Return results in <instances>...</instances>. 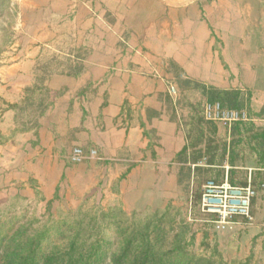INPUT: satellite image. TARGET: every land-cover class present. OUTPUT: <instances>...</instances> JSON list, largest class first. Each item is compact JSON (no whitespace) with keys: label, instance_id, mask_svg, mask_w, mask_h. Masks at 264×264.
Listing matches in <instances>:
<instances>
[{"label":"rangeland","instance_id":"rangeland-1","mask_svg":"<svg viewBox=\"0 0 264 264\" xmlns=\"http://www.w3.org/2000/svg\"><path fill=\"white\" fill-rule=\"evenodd\" d=\"M189 1L192 0H171L170 3ZM50 4L51 0H0V131L7 137L0 143V215L16 216L13 225L19 237L11 253H0V261H8L25 251L28 245L21 232L29 230L27 235H34L44 230L43 262L46 257L63 253L78 235L75 240L83 249L94 247V250L95 244H99L96 264H111L125 242L122 229L134 220L167 211L161 226L165 248L184 237L197 254L210 256L216 250L228 264L246 260L249 264H264V188L256 197L252 222L243 220L217 230L210 216L200 210L199 195L205 184L213 177L221 178L224 170L210 167L208 161L221 162L220 153L224 143L230 144L235 125L228 128L205 119L206 98L195 88V80L185 78L182 69L171 60L152 59L170 71L169 76L164 77L163 87L169 90L174 87L176 93L167 92L166 104L189 147L188 154L174 158L177 180L172 188L167 185L157 188L142 204L139 192L143 188L134 192L128 188L125 191L127 203H124L122 198L116 197L120 193V180L107 186L104 179L100 181L99 174L89 171L90 161L100 160L99 152L96 157L86 159L90 160L88 165H80L69 162L76 145L68 135L56 141L55 149L39 145L37 136L41 122L46 114L45 121H50L53 114L48 110L60 92L52 87H66V83L73 81L77 73L84 70L89 52L85 46L74 42L75 32L80 34L76 30L78 23L71 20L73 13L60 10L59 6L64 3L58 2L56 8ZM116 15L107 12L105 18L113 22ZM131 31L126 29V35L132 37ZM28 55H37V59L36 68L26 78L17 75L11 66ZM6 93L21 99L11 104ZM8 110L12 113L9 119L5 116ZM24 132L32 134L23 136ZM83 148L86 152L93 149ZM237 151L235 178L240 181L249 175L247 168L254 166V160L246 142L243 141ZM58 179L60 183L55 190L54 182ZM54 190L53 195H47ZM112 209L121 213L117 215L118 226L104 216Z\"/></svg>","mask_w":264,"mask_h":264},{"label":"crops","instance_id":"crops-1","mask_svg":"<svg viewBox=\"0 0 264 264\" xmlns=\"http://www.w3.org/2000/svg\"><path fill=\"white\" fill-rule=\"evenodd\" d=\"M170 1L51 0L50 4L56 8L58 2L64 3L60 10L73 13L71 20L78 23L80 34L75 32L74 42L89 52L81 74L65 82L66 87H52L60 92L48 110L53 114L50 121H45L46 114L41 122L38 143L55 149L56 141L68 135L76 146L96 148L100 160L80 165L90 161L89 171L99 174L107 186L120 180L116 197L124 203L128 188L132 192L143 188L141 204L157 188H172L177 180L174 158L187 145L166 104L167 92L171 93L163 87L164 77L170 71L152 59L171 60L189 80L250 91L257 114L253 122L264 129V113L260 114L264 109V0ZM107 12L117 14L113 22L105 18ZM126 29L133 30L132 37ZM35 56L28 55L11 69L30 77ZM5 96L11 104L21 99L12 93ZM9 114L8 110V119ZM54 183L56 190L59 179Z\"/></svg>","mask_w":264,"mask_h":264},{"label":"trees","instance_id":"trees-1","mask_svg":"<svg viewBox=\"0 0 264 264\" xmlns=\"http://www.w3.org/2000/svg\"><path fill=\"white\" fill-rule=\"evenodd\" d=\"M79 74H81V72L77 73L76 77ZM195 82L197 84L195 88L200 90L207 102H220L224 107L246 109L249 113L250 119L248 121L237 123L232 129V140L228 146L224 143L223 151L220 153L221 162L214 163L215 160L210 159L208 164L210 167L224 168L221 178H211L216 182H221L227 172L229 180L233 185H246L248 175L243 180H236L235 168L238 166V146L243 143V141L247 143L251 150L250 155L254 160L251 173L252 185L257 192V195L252 200L251 212L252 215H254L253 209L256 197L259 192L262 191L261 188H264V129L257 127L253 122V116L257 114L251 107L252 93L240 89H222L198 80H195ZM7 106L10 109L13 108V105L7 104ZM262 113H264V109L260 114ZM5 138L7 137L0 131V143H2ZM188 151L189 147L186 145L176 157L186 155ZM224 162L229 166L228 171L225 170V166L223 165ZM202 193L199 195L200 210ZM118 214H121L119 210L116 211L112 209L109 213H104V216L110 220L111 224H116V226H118ZM166 215L167 211L155 212L154 214L148 215L145 219L134 220L127 228L122 229L121 234L125 237V242L120 252L114 256L111 264H228L216 250H214L210 256L195 253L190 248L192 245L191 242H188L184 237L177 239L174 244L165 248V240L163 238L164 228L161 226L165 221ZM205 215H209L211 220L215 218L213 214L206 213ZM15 219L16 216L13 214L5 216L0 215V253H11L13 251V246L19 241L18 234L13 225ZM96 226L95 224L94 228H96ZM28 233L29 230L27 232H21V236H25L24 238L28 245L25 251L9 258L8 261H0V264L97 263L96 256L100 252L99 244H95L94 250V247H91L89 250L83 249L82 246L77 245L75 240L79 238L78 235L75 236L74 240L70 242L63 253L46 257L45 262H43V244L46 238L45 231L36 232L34 235H27ZM232 264H249V261H238Z\"/></svg>","mask_w":264,"mask_h":264},{"label":"built area","instance_id":"built-area-1","mask_svg":"<svg viewBox=\"0 0 264 264\" xmlns=\"http://www.w3.org/2000/svg\"><path fill=\"white\" fill-rule=\"evenodd\" d=\"M170 93H176V89L171 87ZM204 117L208 121L221 123L228 128L250 119L246 109L224 107L220 102H206ZM97 155L98 151L95 148L86 152L83 147L76 146L70 154L69 161L78 164ZM251 173L252 169H249L247 184L243 186L233 185L227 172L221 182L210 179L205 184L201 197V209L205 213L215 215V218L210 221L215 224L217 230L240 224L242 219L246 222L253 221L252 200L257 192L252 185Z\"/></svg>","mask_w":264,"mask_h":264}]
</instances>
